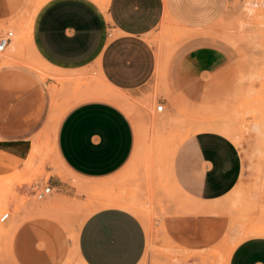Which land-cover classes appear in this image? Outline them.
<instances>
[{
    "label": "rangeland",
    "instance_id": "374dc122",
    "mask_svg": "<svg viewBox=\"0 0 264 264\" xmlns=\"http://www.w3.org/2000/svg\"><path fill=\"white\" fill-rule=\"evenodd\" d=\"M50 1L18 0L12 10L0 14V35L8 31L11 39L17 33L23 37L18 58L5 55L7 49L0 54L7 62L0 69L12 63L31 69L50 95L48 122L30 140L26 158L15 164L0 162V201L11 207L3 211L8 218L0 224L20 226L16 238L14 233L0 236V264H84L75 251L79 227L105 207L122 208L143 224L147 245L139 264H227L240 242L264 238L260 0H163L162 18L147 38L160 54V68L140 99L128 98L131 109L122 107L135 126L139 165L115 183L114 193H102L100 186L72 176L53 152L50 134L69 108L84 101L110 102L107 96L118 94L99 76L86 70L81 74L56 70L38 56L31 29ZM87 1L102 14L106 10L99 4L104 0ZM202 58L205 64H200ZM157 105H162L160 113L154 111ZM202 132L231 141L243 160L241 182L222 198L230 208L214 215L184 212L186 200L163 172L177 145ZM150 166L157 169L156 177H149ZM46 183L51 194L36 201L34 192Z\"/></svg>",
    "mask_w": 264,
    "mask_h": 264
},
{
    "label": "crops",
    "instance_id": "0c3cea01",
    "mask_svg": "<svg viewBox=\"0 0 264 264\" xmlns=\"http://www.w3.org/2000/svg\"><path fill=\"white\" fill-rule=\"evenodd\" d=\"M15 1L0 0V14L12 10ZM260 7L264 15V0ZM163 9V0H108L102 14L87 0H52L32 25V45L44 62L56 70L75 74L86 70L99 76L128 101L77 103L50 134L53 152L64 168L83 182L100 186L102 193H114L115 183L139 165L135 126L122 107L131 109L129 99H140L160 68V54L147 38ZM49 114L50 95L38 73L16 63L0 69V162L25 159L30 140L45 128ZM156 172L150 166L149 177H156ZM163 172L186 200L184 212L214 215L230 208L222 198L241 182L244 168L231 141L202 132L177 145ZM142 225L122 208H99L80 225L76 254L84 264H139L147 245ZM17 226L13 238L19 234ZM227 264H264V238L240 242Z\"/></svg>",
    "mask_w": 264,
    "mask_h": 264
},
{
    "label": "bare ground",
    "instance_id": "6f19581e",
    "mask_svg": "<svg viewBox=\"0 0 264 264\" xmlns=\"http://www.w3.org/2000/svg\"><path fill=\"white\" fill-rule=\"evenodd\" d=\"M45 2V1H44ZM43 2V3H44ZM42 3V5L40 4L39 6H43L44 4ZM107 3H108V0H104V2L101 4V3H99L103 8H106V6H107ZM39 6L37 7L38 9H39ZM40 7V8H41ZM36 11H38V10H36ZM36 11H33V12H36ZM35 14V13H34ZM33 16V15H32ZM30 24V23H29ZM31 27V26H30ZM27 31H29L28 29H27ZM27 35V34H26ZM13 36V33H11V37ZM28 37H29V35H27ZM31 37V36H30ZM29 40V39H28ZM27 40V41H28ZM22 41H23V37H22V35H20V34H18L17 33V35L14 37V38H12V39H10V42H11V44H12V47H10L9 45H10V43L8 44V46L6 47V49H7V51H6V53H4L5 55L6 54H9L11 57H14V55H16V57L19 55L18 53H20V51H21V48H22V45H23V43H22ZM25 41V40H24ZM26 42V41H25ZM30 41H29V43H27L28 45H30ZM5 49V50H6ZM2 54V53H1ZM3 54V55H4ZM4 57V56H3ZM7 57V56H6ZM7 58H9V57H7ZM15 58V57H14ZM18 58V57H17ZM8 60V59H7ZM10 61H11V59H10ZM7 63V62H6ZM5 60H4V58H2V59H0V67L1 66H5ZM53 74V73H52ZM61 78H62V76H61ZM60 79V78H59ZM58 79V80H59ZM57 80V79H56ZM64 80H65V78H64ZM74 80V79H73ZM101 81H102V83L105 85L106 83H104L103 82V80L102 79H100ZM71 82V81H70ZM110 88V87H109ZM82 89V88H81ZM111 92H112V90H111ZM114 94V93H113ZM113 94H111V96L113 95ZM83 95V94H82ZM111 96H107V97H109L110 99H113V100H116V101H118V102H120V103H122V104H126L128 101L126 100V101H124V98L123 99H121V98H119V97H111ZM128 104V103H127ZM131 105V104H130ZM210 126H212V125H210ZM208 128H209V125H208ZM214 128H216V127H214ZM216 130V129H215ZM82 187V186H81ZM79 190L80 191H82L83 190V188H82V190L79 188ZM127 204V203H126ZM129 204V203H128ZM44 205V204H43ZM48 207V206H47ZM4 210H11V207L9 206L8 207V203L4 200V201H0V219H1V216L2 215H4L3 214V211ZM45 211V210H44ZM41 213H43V212H41ZM18 222V221H17ZM13 228H14V225H11L10 227H7V226H4V224L3 225H1L0 224V236L2 237V236H4V237H7V236H10V234H11V232H12V230H13ZM8 239H9V237H8ZM169 242H170V240H168ZM176 247V246H175ZM2 256V255H1ZM5 256V255H4ZM1 259L2 258H0V262H1ZM3 260V259H2Z\"/></svg>",
    "mask_w": 264,
    "mask_h": 264
},
{
    "label": "built area",
    "instance_id": "2783aa9c",
    "mask_svg": "<svg viewBox=\"0 0 264 264\" xmlns=\"http://www.w3.org/2000/svg\"><path fill=\"white\" fill-rule=\"evenodd\" d=\"M11 32H5L0 35V54L3 53L10 43ZM155 112L160 113L162 111V105H157L154 109ZM52 187L46 183L40 190L35 191L33 196L36 201H42L45 197L51 194ZM8 218V214H4L1 216L0 222L5 221Z\"/></svg>",
    "mask_w": 264,
    "mask_h": 264
}]
</instances>
